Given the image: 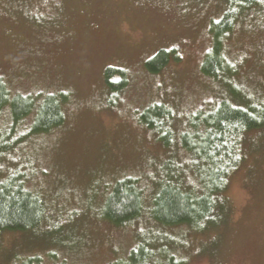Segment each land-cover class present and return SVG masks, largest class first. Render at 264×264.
Returning <instances> with one entry per match:
<instances>
[{
	"label": "rangeland",
	"instance_id": "obj_1",
	"mask_svg": "<svg viewBox=\"0 0 264 264\" xmlns=\"http://www.w3.org/2000/svg\"><path fill=\"white\" fill-rule=\"evenodd\" d=\"M228 10L241 15L224 46L236 72L214 81L201 64L210 26ZM160 50L173 56L152 74L145 63ZM108 67L126 72L123 91L111 93L105 85ZM0 79L11 95L37 103L45 95L63 96L59 126L25 137L0 157V180L22 175L45 208L35 230L0 236V264H111L127 258L140 232L157 230L149 198L159 180L180 174L185 186L193 184L179 143L190 117L234 93L264 99V0L251 6L236 0H0ZM152 104L173 114L170 146L137 120ZM8 128L5 113L0 130ZM237 152L241 161L223 193L227 214L220 228L159 229L173 240L168 255L174 263L264 264V128L247 133ZM126 177L143 192L142 212L117 226L100 213L112 186Z\"/></svg>",
	"mask_w": 264,
	"mask_h": 264
},
{
	"label": "trees",
	"instance_id": "obj_2",
	"mask_svg": "<svg viewBox=\"0 0 264 264\" xmlns=\"http://www.w3.org/2000/svg\"><path fill=\"white\" fill-rule=\"evenodd\" d=\"M236 1L240 5L251 6L260 0ZM239 17L241 15L237 12L228 10L218 22L211 24V45L201 64V73L205 77L220 81L235 74V68L233 70L226 59L224 46ZM171 56L173 51H158L146 61V70L152 74L159 73ZM114 78L117 82H114ZM104 83L111 93L121 92L127 86L126 72L108 67L104 72ZM62 97V94H49L37 103L32 97L11 95L0 79V118L5 113L9 116V128L7 131L0 130V157L13 151L14 145L25 137L59 126L63 122ZM28 118L31 121L27 130L21 131L22 135L17 139H12ZM137 120L144 128L157 134L165 146L171 145L174 139L170 127L173 114L168 107L159 104L147 106ZM263 128L264 99H239L235 93L233 99H221L210 110L192 115L187 131L179 137V143L189 157L188 167L193 184L185 186L179 180L180 174L177 178L159 180L154 194L149 198V215L151 222L158 226L157 230L140 232L127 258L111 264H177L168 255L173 240L163 234V228L185 226L199 233L220 228L227 214L223 193L231 173L241 161L237 151L241 150L247 133ZM173 179H178V182H173ZM142 205L143 192L138 182L126 177L112 186L100 215L103 220L123 226L139 218ZM44 216L42 198L25 187L22 175L13 173L0 180V236L31 232L41 225ZM33 262L28 260L24 264Z\"/></svg>",
	"mask_w": 264,
	"mask_h": 264
}]
</instances>
